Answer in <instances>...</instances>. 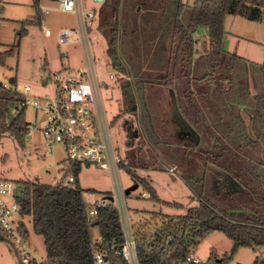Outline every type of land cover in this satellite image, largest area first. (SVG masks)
<instances>
[{
	"label": "trees",
	"instance_id": "obj_1",
	"mask_svg": "<svg viewBox=\"0 0 264 264\" xmlns=\"http://www.w3.org/2000/svg\"><path fill=\"white\" fill-rule=\"evenodd\" d=\"M32 2L38 8L39 0ZM114 2L109 10L105 6L101 8L98 28L107 36L108 53L117 70L127 76L120 81L122 103L128 109L138 105L143 135L139 146L133 151L126 149L125 156L130 157L132 166L143 169L166 170L163 164L175 167L190 191L189 198L197 201V205L183 214L165 215L168 218L150 232L151 236L138 234L135 222L132 224L138 264L185 262L187 253L215 230L230 239L231 247L214 264H224L240 246H264V157H261L264 144L260 143L264 142V61L252 62L229 52L223 44L225 15L238 14L248 20L262 21L264 0H193L190 4L182 0ZM200 27L205 30L206 38L202 41H207L206 50L198 48L194 37ZM17 46L15 43L0 52V63ZM241 62L257 65L260 92L250 94L243 81L245 70ZM206 77L207 81L225 83L222 93L233 107L229 118L219 122L224 133L214 140L201 134L193 144L174 142L167 119L162 115L159 118L156 112L158 106L153 103L151 92L169 85L183 118L195 131L205 134L211 128L203 111L205 104L200 106L197 102L191 82ZM3 89L0 82V131H8L20 140L29 132L23 120L26 105H19L24 97L15 89L9 93ZM200 93L205 92L201 89ZM247 103L253 107L248 125L239 114L240 106ZM142 144L148 146L150 161L142 158ZM254 144L255 161L249 157ZM235 153L242 156L238 166L232 165ZM196 158L209 163L208 167L198 169L193 165ZM123 163L122 160L120 165ZM81 165L67 162V169H63V175L55 183L16 181L14 195L20 206L22 233L27 238L28 228L23 218L30 217L32 230L43 239L44 264H95L96 252L105 256L104 264H128L115 252L123 237L113 202L95 205L96 213L87 214L84 191L92 189H84L78 181ZM127 170L133 184L142 185L155 201L159 199L149 182L130 167ZM221 173L229 175L242 189L227 188ZM69 174L73 175V181L66 184L63 178ZM110 194L103 192L102 197ZM175 206L180 204L176 202ZM94 226L98 229L96 243ZM0 240L9 241L1 226ZM211 256L218 257L214 251ZM16 264H37V261L23 263L18 259ZM251 264H264V255H255Z\"/></svg>",
	"mask_w": 264,
	"mask_h": 264
},
{
	"label": "rangeland",
	"instance_id": "obj_2",
	"mask_svg": "<svg viewBox=\"0 0 264 264\" xmlns=\"http://www.w3.org/2000/svg\"><path fill=\"white\" fill-rule=\"evenodd\" d=\"M114 1L83 0V6L92 8L96 12L94 25L88 32V46L99 83L100 103L107 120H113L111 131L120 141L119 150L123 156L124 165L118 166V176L114 177L107 169L82 164L78 172V179L84 189H92V191H84V198L89 201L100 200L103 192L113 193L118 185L123 192L132 185L133 179L128 173L127 167L133 169L138 176L144 178L151 185L153 184L159 198L157 201L148 195H141L147 190L140 184L124 195V204L130 215L131 224L135 222L138 234L144 233L149 236L151 231L161 225L164 218H168L165 215L183 214L187 208L197 205V201L189 198L190 191L180 178L179 170L175 167L163 164L166 170L143 169L132 166L130 157L125 156L126 149L133 151L135 147L139 146L143 135L139 125L138 105H132L136 107L135 109H131V107L128 109L122 103L120 81L127 76L117 70V66L108 53L107 36L98 28L101 8L105 6V10H109L111 3H115ZM40 6L48 7L49 11L47 13L41 11ZM37 7L33 6L32 0H0V52L15 43L18 45L17 49L6 55L3 63H0V82L4 84V93L15 89L25 92L27 95L36 93L44 98L50 97V91L53 88V81L50 77L54 72L63 68L76 70L86 65L85 48L80 41L60 43L57 40L59 30L76 26L75 15L59 10L56 4L50 0H39ZM46 28L51 32L49 36L44 34ZM223 30V44L226 45L228 40L226 47L229 51L248 58L252 62L262 63L264 61V21L248 20L238 14H226L223 20ZM197 31L202 38L197 46L200 50H206L207 42L206 40L202 41L206 38L205 30L200 27ZM71 36L76 38L77 35L73 33ZM202 44L205 45V48H202ZM241 63L245 70V75L242 76L243 81H246L250 94L260 92L261 82L257 65ZM110 72L114 74V79L108 78ZM207 78L193 79L191 82L195 86L197 102L200 106L205 104L203 111L210 124L208 125L211 127L205 134L202 131L196 132L198 139L202 134L204 138L207 135L211 136V140H214L224 133L223 124L221 125L219 122H224L225 118H229L233 107L227 103L226 96L222 93L225 83L207 81ZM44 80L46 82L43 84ZM26 85H29L30 89L24 91ZM169 88H171L169 85H163L158 87V90L155 89L151 92L152 101L158 106L155 110L159 118L163 116L167 119V128L173 132L174 142L193 144L196 141L195 136L186 135L171 112ZM201 89L205 93L198 94ZM247 104L240 106L239 109V114L245 122H248L249 116L253 113L252 105ZM245 114L248 115L246 119ZM23 120L25 123L35 124V127H29V137L27 133L17 140L8 131H0V176L13 181L57 182L64 173V170L61 169L65 159L63 145L54 143L51 146L52 151L45 152L49 146L40 130L44 120V113L41 109L35 111L31 104H27ZM215 124H217V129H215ZM249 134L254 136L252 132ZM260 143L264 144L263 141ZM147 147L146 144H142V158L150 161L152 158L149 156ZM256 153L257 148L254 144L249 155L253 161H255ZM238 156L242 158L240 154ZM198 159H195L193 165L198 169L200 166L208 167L209 163H203ZM232 159L234 160V158ZM232 159L231 162H233ZM240 161L235 159L232 165L238 166L240 164L237 163ZM226 184L227 188L232 186L230 181H227ZM222 185H225V182ZM87 192H90V195ZM176 202L180 206H175ZM23 220L28 228L27 245L35 259H43L45 249L42 237L32 230L30 217H24ZM92 233L93 238L98 236L97 227H93ZM230 247V239L221 231L215 230L200 240L193 249V255L200 260L199 263L186 261L179 264H214L218 258L229 251ZM19 249L20 245L18 244L0 240V264H16ZM212 251L218 257H212ZM255 255H264V246H254L253 248L240 246L224 264H251Z\"/></svg>",
	"mask_w": 264,
	"mask_h": 264
},
{
	"label": "built area",
	"instance_id": "obj_3",
	"mask_svg": "<svg viewBox=\"0 0 264 264\" xmlns=\"http://www.w3.org/2000/svg\"><path fill=\"white\" fill-rule=\"evenodd\" d=\"M54 2L61 11L71 12L76 17L74 28H63L57 33L60 43H71L80 41L85 48L84 67L76 70L63 68L52 74L53 88L50 97H41L39 94H23L24 100L19 105L31 104L36 111L41 109L44 120L40 126L42 135L49 146L45 152L52 151L54 143H60L65 150V159L61 169H67L69 161L86 165H94L101 169H107L114 177L118 176V166L123 160L119 150L120 141L115 138L111 131L112 119L107 120L104 109L99 99V83L93 68V62L88 46V32L94 25L96 12L92 8H84L83 0H50ZM41 11L48 12L49 8L39 7ZM50 30L45 29V36L50 35ZM75 33L76 38L71 34ZM109 79H114L112 72L108 74ZM46 82L44 80L43 84ZM26 85L24 91L29 90ZM14 112V108L11 109ZM30 125V126H29ZM35 127V124H26ZM29 134V133H28ZM61 178V177H60ZM64 183L73 181V175L69 174L63 178ZM17 182L0 176V226L12 244L20 245L17 251L18 259L23 263H29L35 259L26 238L20 228V206L15 200ZM90 195V192H87ZM149 193L142 192L141 195ZM112 199L101 197L100 200L87 201V214L96 213L95 205H105L108 201L113 202L119 215L123 242L115 252L128 263L138 264L133 225L125 208V192L118 187L111 194ZM97 242V238L94 239ZM37 264H44L42 259ZM199 263L200 260L190 250L185 256V262ZM104 255L101 252L94 253V263L104 264ZM203 263V262H201Z\"/></svg>",
	"mask_w": 264,
	"mask_h": 264
},
{
	"label": "crops",
	"instance_id": "obj_4",
	"mask_svg": "<svg viewBox=\"0 0 264 264\" xmlns=\"http://www.w3.org/2000/svg\"><path fill=\"white\" fill-rule=\"evenodd\" d=\"M182 2H184V3H188V4H190V3H192L193 2V0H182ZM225 18V17H224ZM262 21H264V20H262ZM201 35L198 33V31L197 32H195V34H194V37H195V39L197 40V45H199V41H200V39H202L201 37H200ZM207 42V41H206ZM227 44H228V40H227V43H226V45L224 44V48L225 49H227ZM228 50V49H227ZM229 51V50H228ZM229 52H231V51H229ZM240 56V55H239ZM246 59H248V58H246ZM249 60V59H248ZM255 63H257V62H255ZM169 97H170V99H171V106H172V98H174L175 99V96H174V91L172 90V88H169ZM176 101V100H175ZM176 108H177V103H176ZM177 110H178V108H177ZM171 112H172V114H173V116H174V118L176 119V122L178 123V125H179V127H181L182 129H183V131L186 133V135H190V136H195V138H197V132L192 128V126L186 121V124L187 125H189L190 126V128H187L186 126H185V123H183L181 120H180V118H179V116H177L176 114H175V111H174V109H173V106H172V110H171ZM178 112H179V110H178ZM180 113V112H179ZM180 116L183 118V116L181 115V113H180ZM248 117V115H246L245 114V119ZM184 119V118H183ZM247 123V125H248V122H246ZM197 140V139H196ZM235 156H236V159H241L239 156H238V154L237 153H235ZM221 176H223L222 178L227 182V181H230L229 180V175H224V173H221ZM78 181H79V179H78ZM152 183V182H151ZM229 183V182H228ZM231 184V183H230ZM229 184V185H230ZM232 185V184H231ZM152 186H153V184H152ZM230 187H234L233 185L232 186H230ZM154 188V187H153ZM235 188V187H234ZM129 214V213H128ZM130 216V215H129ZM136 221V220H135ZM134 222V221H133Z\"/></svg>",
	"mask_w": 264,
	"mask_h": 264
},
{
	"label": "water",
	"instance_id": "obj_5",
	"mask_svg": "<svg viewBox=\"0 0 264 264\" xmlns=\"http://www.w3.org/2000/svg\"><path fill=\"white\" fill-rule=\"evenodd\" d=\"M94 1H96V2H101V1H103V0H94ZM172 106H173V109H174V111H175V114H176L177 116H179L180 120H181L183 123H185V126H186L187 128H190V126L186 124V120L183 119V118L180 116V113L178 112V110H177V108H176V101H175L174 98H172ZM135 135H136V134H135ZM27 136L29 137L30 134H27ZM196 139L198 140V138H196ZM229 180H230V183H231L236 189H238V190H241V189H242V187H241L240 185H238V183H237L235 180H233L231 177H229ZM136 187H137V184H136V183L130 185L129 187H127V188L124 190L125 194H128V193L130 192V190H132V189H134V188H136ZM104 198H107V199H110V200H111V199H112V196H111V195H107V196H104ZM104 259H105V256H104Z\"/></svg>",
	"mask_w": 264,
	"mask_h": 264
}]
</instances>
